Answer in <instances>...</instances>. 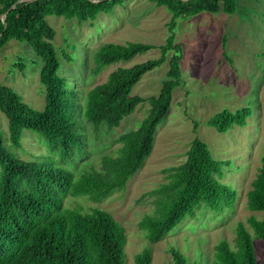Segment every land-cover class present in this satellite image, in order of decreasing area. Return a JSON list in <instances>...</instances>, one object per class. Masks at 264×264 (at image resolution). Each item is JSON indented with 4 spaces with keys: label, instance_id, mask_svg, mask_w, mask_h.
Here are the masks:
<instances>
[{
    "label": "trees",
    "instance_id": "16d2710c",
    "mask_svg": "<svg viewBox=\"0 0 264 264\" xmlns=\"http://www.w3.org/2000/svg\"><path fill=\"white\" fill-rule=\"evenodd\" d=\"M18 1L0 0V48L12 40L26 42L41 59L39 78L45 88V107L42 111L32 109L13 89L0 85V111L7 119L12 147L20 148L23 131L30 130L42 136L60 163L67 165L84 155L85 144L76 120V92L58 73L60 63L53 46L55 31L46 18L95 21L99 14H111L125 0H25L17 4ZM148 1L172 14L160 57L113 71L86 96L84 116L89 123L96 128L118 127L145 101L131 94L133 87L172 52L158 96L147 99L148 115L136 130L118 137L122 146L117 157H103L100 170H91L74 180L70 171L54 165L52 160L17 159L6 148L0 132V264H124V228L103 210L83 213L65 209L62 200L67 195L100 199L125 187L151 153L156 129L168 113L173 90L181 82L182 47L175 43L176 20L200 13L214 14L221 9L233 14L237 7V0ZM3 14L6 15L2 19ZM151 49V45L143 43L103 44L93 55V74ZM250 115L249 108L223 110L210 117L207 126L225 133L233 126H245ZM226 164L212 157L206 143L193 139L185 162L170 168L169 181L156 190L153 214L143 216L138 224L149 243L162 239L201 203L215 211L233 207L236 191L214 178L222 175ZM247 207L251 212H264V156L247 193ZM248 225L256 237L264 239V220L250 217ZM171 255L173 264H187L177 250H171ZM151 263L152 253L148 249L134 257V264ZM256 263L251 234L239 222L235 250L226 241L220 242L212 264Z\"/></svg>",
    "mask_w": 264,
    "mask_h": 264
},
{
    "label": "rangeland",
    "instance_id": "374dc122",
    "mask_svg": "<svg viewBox=\"0 0 264 264\" xmlns=\"http://www.w3.org/2000/svg\"><path fill=\"white\" fill-rule=\"evenodd\" d=\"M171 17L167 8L148 0H125L111 14L101 13L95 21L48 16L46 21L55 31L53 46L60 63L58 73L76 92L79 105L76 120L85 153L67 165L61 164L43 137L30 130L23 131L20 148L12 147L7 119L0 111V132L6 148L23 161L52 160L54 165L70 171L74 180L91 170H100L103 157H117L122 146L118 137L136 130L148 115L147 99L158 96L172 52L133 87L131 94L145 101L116 128L102 125L96 128L86 120L87 93L119 68L159 58L160 46L169 35ZM174 35L175 43L182 47L181 82L173 90L168 113L156 129L153 149L142 167L123 189L100 199L67 195L62 205L83 213L100 209L110 214L125 230L124 264H134L135 255L145 249L152 253L151 264H173V249L187 264H212L215 247L220 242L226 241L235 250L239 222L251 234L256 264H264V239L256 237L248 225L250 217L264 220V212H251L247 207V193L264 156V0H237L233 14L221 9L214 14L178 18ZM106 43H143L153 49L129 61L108 65L94 75L93 55ZM42 66L29 44L12 40L0 48V85L10 87L25 104L42 111L45 107V88L39 78ZM241 108L251 111L245 126H233L225 133L207 126L214 114ZM194 138L206 143L215 160L227 163L222 167V175L214 178L236 191L235 203L232 208L220 211L201 203L191 216L151 244L138 224L143 216L153 214L156 190L169 181L170 168L185 162Z\"/></svg>",
    "mask_w": 264,
    "mask_h": 264
},
{
    "label": "water",
    "instance_id": "95a60500",
    "mask_svg": "<svg viewBox=\"0 0 264 264\" xmlns=\"http://www.w3.org/2000/svg\"><path fill=\"white\" fill-rule=\"evenodd\" d=\"M22 1H25V0H19V1L17 2V4L20 3V2H22ZM95 2H98V1H95ZM5 15H6V14H3L2 17L5 18ZM4 26H5V23H4Z\"/></svg>",
    "mask_w": 264,
    "mask_h": 264
}]
</instances>
